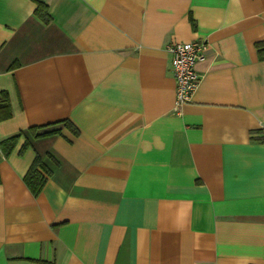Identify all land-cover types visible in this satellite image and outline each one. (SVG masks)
I'll list each match as a JSON object with an SVG mask.
<instances>
[{"label":"crops","instance_id":"crops-1","mask_svg":"<svg viewBox=\"0 0 264 264\" xmlns=\"http://www.w3.org/2000/svg\"><path fill=\"white\" fill-rule=\"evenodd\" d=\"M197 41L175 113L166 46ZM257 44L264 0H0V140L23 131L0 150V264H264Z\"/></svg>","mask_w":264,"mask_h":264},{"label":"trees","instance_id":"trees-1","mask_svg":"<svg viewBox=\"0 0 264 264\" xmlns=\"http://www.w3.org/2000/svg\"><path fill=\"white\" fill-rule=\"evenodd\" d=\"M36 7L34 9V14L44 23H48L51 19L50 14L48 12V6L40 1H36ZM259 47V55L262 56L264 50L260 49V44H257ZM11 116V108L9 105L8 94L6 91H0V120L9 118ZM63 123L69 127H72L69 121H63ZM50 125H42V126H33L29 128V132L33 137H40L44 135H48L51 133L58 132V129L44 130L39 131L40 129L46 128ZM23 131H19L13 135H10L6 138L0 140V150L5 157L9 156L10 153L15 148L18 140L22 136ZM28 141L26 140L21 148V150L28 146ZM50 174V171L45 167L42 163L40 157L35 156L33 162L29 166L23 180L26 186L29 188L31 193L36 196L44 186L47 178Z\"/></svg>","mask_w":264,"mask_h":264},{"label":"built area","instance_id":"built-area-1","mask_svg":"<svg viewBox=\"0 0 264 264\" xmlns=\"http://www.w3.org/2000/svg\"><path fill=\"white\" fill-rule=\"evenodd\" d=\"M170 56V67L175 79V104L173 111L180 113L183 104L191 100L201 76L195 65L206 56L207 43L176 42L166 46Z\"/></svg>","mask_w":264,"mask_h":264}]
</instances>
